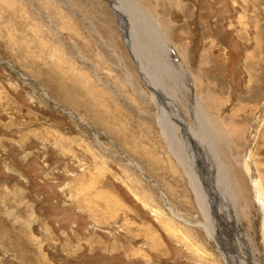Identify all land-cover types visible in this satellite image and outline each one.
Returning <instances> with one entry per match:
<instances>
[{
	"label": "rangeland",
	"instance_id": "1",
	"mask_svg": "<svg viewBox=\"0 0 264 264\" xmlns=\"http://www.w3.org/2000/svg\"><path fill=\"white\" fill-rule=\"evenodd\" d=\"M108 1L0 0V264L264 263V0H134L146 18ZM115 4L141 51L171 47L192 76L169 82L196 131L200 98L248 250L202 226L197 150L170 132Z\"/></svg>",
	"mask_w": 264,
	"mask_h": 264
},
{
	"label": "bare ground",
	"instance_id": "2",
	"mask_svg": "<svg viewBox=\"0 0 264 264\" xmlns=\"http://www.w3.org/2000/svg\"><path fill=\"white\" fill-rule=\"evenodd\" d=\"M129 2L131 7H135V10L137 11L138 15L140 14V12L141 14H145V12L140 9L138 4L134 0H129ZM108 3L110 4L109 1ZM113 6L117 10L116 12H114L118 19L120 27L122 28L123 34L126 35L128 28L125 27V21H123L120 15L121 10L118 8L119 6H116V4ZM127 7L129 6L127 5ZM146 15L147 14H145V18ZM140 16L143 19L144 15ZM128 33L129 32H127L128 40L134 53L136 55L138 54L140 61L142 60L140 64L141 70H146L147 72H152V70H154L152 77L149 76V74L145 75V77L150 84V88L154 97L161 105V111L163 116L166 119H169V123H171L172 125L176 124L178 126L177 129L175 127V129L172 127L173 131L171 130L170 132L178 133V131H181V133L183 134L185 132V135L187 136V141H190L193 144V146L197 150V154H199L197 156V154H194L195 152H191L192 157L189 161L188 169L190 171L188 170V174L191 180V184L196 193L197 201L199 202V206L205 217V223H203L202 226H204L208 235L214 240H216L214 236V229H216V226L218 225L219 228L222 230H232V228L235 230L237 229L236 232L237 235H239V237L237 238V244L239 248L237 249H240L241 245H243L245 247V250H248L246 235L242 233V229L239 227L237 212L234 209V203L230 200V192L232 191L229 186V177L227 176V170L224 163L220 159L219 153L217 152V147L214 143L215 141L213 140L209 128L206 125L207 114L205 113L200 98L196 93L193 92V100H187V112L192 115L195 121V126L197 128L196 131L190 129L185 124L183 116L181 114V109L177 102L178 97L176 96V92L169 82L172 81L175 86L180 89V86L182 85L184 79L189 82H192V76L190 75L188 69L185 68L184 64L178 61L179 59L175 55V52L171 47H165L167 50V54L164 59L161 58V52L159 51H152L151 55L154 56H148V53H144L143 50L141 51L139 49V46L137 45V41L140 40L141 37L137 36L139 37V39H135L133 35V29L132 33L130 32L131 35H128ZM158 39L160 40V46H163L164 48L165 40H161V38ZM148 52L150 53V51ZM145 57L149 58L143 60V58ZM158 57H160L161 60L158 59ZM150 64L152 65V67L150 66ZM146 67H148L149 70ZM192 84L193 82L191 83V85L190 83L188 84L186 81L184 82V86L188 90L190 89V87H192L194 90ZM247 167L249 168V173L253 182L255 181V179L256 181H258L254 167L249 160H247ZM260 188V184L256 186L257 191H259ZM260 197L262 196L260 195ZM218 237L220 238V236ZM219 238H217V242L220 240ZM243 249H241V251H244ZM246 255L248 257L250 256L248 254ZM250 259L252 260V256ZM249 262L248 264H264L254 260H252L251 263Z\"/></svg>",
	"mask_w": 264,
	"mask_h": 264
},
{
	"label": "crops",
	"instance_id": "3",
	"mask_svg": "<svg viewBox=\"0 0 264 264\" xmlns=\"http://www.w3.org/2000/svg\"><path fill=\"white\" fill-rule=\"evenodd\" d=\"M178 100V99H177ZM179 105V104H178ZM181 114H182V111H181ZM182 116H183V114H182ZM183 119H184V116H183Z\"/></svg>",
	"mask_w": 264,
	"mask_h": 264
}]
</instances>
